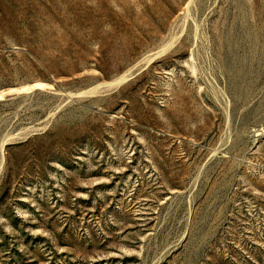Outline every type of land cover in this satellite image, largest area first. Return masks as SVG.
Instances as JSON below:
<instances>
[{"label":"rangeland","instance_id":"374dc122","mask_svg":"<svg viewBox=\"0 0 264 264\" xmlns=\"http://www.w3.org/2000/svg\"><path fill=\"white\" fill-rule=\"evenodd\" d=\"M0 264H264V0H0Z\"/></svg>","mask_w":264,"mask_h":264}]
</instances>
